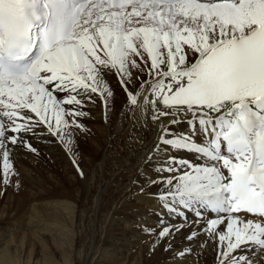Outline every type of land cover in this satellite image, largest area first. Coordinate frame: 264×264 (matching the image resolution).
I'll use <instances>...</instances> for the list:
<instances>
[{
    "label": "snow or ice",
    "instance_id": "6c2138e0",
    "mask_svg": "<svg viewBox=\"0 0 264 264\" xmlns=\"http://www.w3.org/2000/svg\"><path fill=\"white\" fill-rule=\"evenodd\" d=\"M108 73L159 122L156 152L191 154L151 181L163 207L204 222L219 264H251L241 253L264 249V0H0V182L16 175L9 145L35 151L21 133L44 126L71 151L84 100L113 96Z\"/></svg>",
    "mask_w": 264,
    "mask_h": 264
},
{
    "label": "bare ground",
    "instance_id": "6f19581e",
    "mask_svg": "<svg viewBox=\"0 0 264 264\" xmlns=\"http://www.w3.org/2000/svg\"><path fill=\"white\" fill-rule=\"evenodd\" d=\"M131 71L147 78L137 69ZM105 80L113 91L107 108L99 95H93L91 101L85 99L82 111L87 115L78 117L83 130L74 128L70 137L75 154L78 143L74 138H79L80 130L89 138L86 153L79 151L82 157H69L65 145L44 126L37 127L35 133H21L69 173L70 183L78 182L80 194L76 192L74 202L44 197L38 187L29 194L28 207L17 213L10 212L13 205L4 199L0 227H6L0 230V264H208L213 256L216 242L202 231L204 222L197 223L191 212H186L187 220L169 213L159 199L163 186L151 183L169 175L158 172L168 155L188 159L191 154L166 152L163 146L156 152L159 122L152 120L151 109L130 108L116 75L108 73ZM162 119L167 123L171 117ZM171 127L174 133L187 130L186 124ZM16 161L23 162L19 155ZM17 176L27 184L33 180L30 171L22 167ZM18 213L24 217L27 231L12 233L16 225L7 220ZM83 220L98 224L95 242L81 241L77 229ZM173 221L179 231L172 227ZM165 227L172 228L171 239L160 236ZM260 250L249 248L241 254L248 256L251 264H264Z\"/></svg>",
    "mask_w": 264,
    "mask_h": 264
},
{
    "label": "rangeland",
    "instance_id": "374dc122",
    "mask_svg": "<svg viewBox=\"0 0 264 264\" xmlns=\"http://www.w3.org/2000/svg\"><path fill=\"white\" fill-rule=\"evenodd\" d=\"M133 77H136V75L133 74ZM75 129H78V128H75ZM89 129H91L90 126H89ZM93 129H96V128H93ZM9 135H11V133H9ZM78 137L79 138H74L75 143L76 142L78 143L77 144L78 147L75 148L76 152L78 154H75L72 151V146H71V151H69V153H70L69 157L72 156L74 158H77V157L81 156L80 153H82V152L86 153V148L89 147V143H88L89 138L87 139V137L85 136V132H82L80 130ZM23 139L25 141H27V144L31 145V148H34L35 151H31L28 147H26L22 143H18L17 145H14L13 147H12V145H9V146H11L10 149H12L10 159H11V163H12V166H13V169H14L16 175L11 176L8 184H4V183L0 182V213L2 212L3 207L5 205L4 199H6L7 201H10L11 204L13 205L12 208L10 209V212L17 213V212L21 211V209L24 206H25V208H27L29 203H30L29 202V194H31V192L33 193V192L37 191L36 189H38V187L39 188L41 187L43 189L42 190L40 188V190L42 192H44V194H45L44 197L49 196V197H54V198H58V199H63V198L66 199L67 198L69 200L76 202L77 197H78L76 195V192L78 194H80L79 190H76L77 189L76 187H78V185H77L78 182H75L74 184L70 183V181L67 179V177L70 178L69 173H67L65 170L60 168L59 164H57L56 162H54L50 158H48L47 155L44 154L42 151H40L35 145H32V143L29 140H27L26 138H23ZM81 140H82V143H81ZM86 145H87V147H86ZM79 151H80V153H79ZM15 153H18V154H15ZM17 155H19L23 160V162H21V164H20V162H18L20 160L16 161ZM0 167H2V160H0ZM20 167L25 168V169L30 171V177H32L33 180H31V182H28L29 184L24 183L21 180V178H18L17 171ZM70 170L74 173V171L72 169H70ZM96 197L97 196H95L94 198H96ZM94 198H93V200H94ZM24 203H26V204H24ZM97 205H98V203H97ZM89 207L84 205V209H86V211H90L92 214L93 211L89 210ZM90 209H93V206H91ZM14 210H15V212H14ZM85 214H86V212H85ZM14 217H15V219H14ZM14 217L11 220H7L9 223L11 222L13 224V226L16 225V228L14 231H12V233L27 231V229H26L27 226L24 224L25 221H23L24 217L21 218L20 213H18ZM18 218L22 221L20 222V220ZM84 221L85 220H83L80 223L79 229L76 228V224L73 226V228L74 229L76 228L77 231L79 232V236H81L80 237L81 241H84V242L86 241L88 243L95 242L99 237V230L97 228L98 224L96 225V222L95 223H93V222L88 223V221H85V222ZM22 223L25 225V227ZM171 224L173 225L172 227L174 228V230L178 227V225L174 221L171 222ZM5 227L6 226L0 227V230H1V228H5ZM172 237H173V232H171V234L167 236L168 239H171ZM0 240L3 241L2 239H0ZM25 249L28 250L27 248H25ZM261 251L264 252V249H261L260 252ZM88 259H89V257H88ZM208 264H219V262L217 260L216 247L214 249L213 256L209 259Z\"/></svg>",
    "mask_w": 264,
    "mask_h": 264
}]
</instances>
